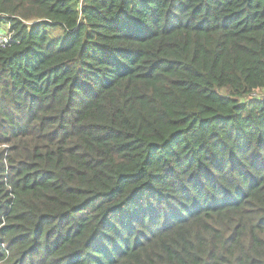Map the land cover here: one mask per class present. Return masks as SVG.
<instances>
[{
    "label": "trees",
    "instance_id": "trees-1",
    "mask_svg": "<svg viewBox=\"0 0 264 264\" xmlns=\"http://www.w3.org/2000/svg\"><path fill=\"white\" fill-rule=\"evenodd\" d=\"M0 264H264V0H0Z\"/></svg>",
    "mask_w": 264,
    "mask_h": 264
},
{
    "label": "built area",
    "instance_id": "built-area-1",
    "mask_svg": "<svg viewBox=\"0 0 264 264\" xmlns=\"http://www.w3.org/2000/svg\"><path fill=\"white\" fill-rule=\"evenodd\" d=\"M80 1H83V0H80ZM9 42V39L7 38L6 35L4 34H0V48H2L4 45H7Z\"/></svg>",
    "mask_w": 264,
    "mask_h": 264
},
{
    "label": "rangeland",
    "instance_id": "rangeland-1",
    "mask_svg": "<svg viewBox=\"0 0 264 264\" xmlns=\"http://www.w3.org/2000/svg\"><path fill=\"white\" fill-rule=\"evenodd\" d=\"M262 96H264V94H257V95H256V97H257L258 99H261Z\"/></svg>",
    "mask_w": 264,
    "mask_h": 264
}]
</instances>
